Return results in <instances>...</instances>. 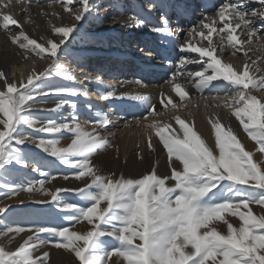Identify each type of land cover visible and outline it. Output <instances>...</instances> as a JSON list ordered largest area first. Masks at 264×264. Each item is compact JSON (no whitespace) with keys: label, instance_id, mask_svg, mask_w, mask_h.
<instances>
[{"label":"snow or ice","instance_id":"6c2138e0","mask_svg":"<svg viewBox=\"0 0 264 264\" xmlns=\"http://www.w3.org/2000/svg\"><path fill=\"white\" fill-rule=\"evenodd\" d=\"M23 2L27 0H16V3ZM53 2L73 21L65 24L64 16L53 11L52 17L62 23L57 26L53 20L46 21L53 38L38 42L22 27L18 35H9L11 42L24 50L25 60L31 58L35 63L38 57L50 59L51 63L44 70L33 67L26 73L21 71L18 79L0 70L3 83L0 90V179L9 171L8 166L27 167L30 163L35 164L34 171L40 178H26L18 183L3 181L0 189L7 200L21 193L50 197V200L31 202L41 205L55 202L52 206L59 209L56 212L59 222L49 226L50 222L19 216L12 204L0 200L3 205L0 206V238L6 237L10 245L22 234L29 233L14 251H9L8 245H0V264H47L49 252L41 250L49 244L74 253L79 264H264V96L259 95L264 91V69L257 63H264V56L256 59L249 56V53L255 55L264 51V0H255L258 8L247 7L253 0H225L214 15H205L186 32L173 29L167 16L161 17V26L150 28L157 34L176 38L180 53L198 54L195 57L182 55L175 64L167 61L176 68L166 81L172 92L181 101L189 95L177 82L178 77H183L201 94L205 90L228 92L229 98H221L216 106L222 105L239 122V127L255 142L254 148L246 149L231 124L219 115L209 117L214 140L208 142L194 130L193 122L174 114L180 106L173 103L171 96L161 93V109L156 111L155 103L146 93H119V97L127 96L148 106L152 119L147 123L137 119L136 124L152 151H155L152 140L156 137L167 154L166 173L158 174L153 166L136 178L104 174L92 162L94 154L110 147V129L114 125L105 113L97 112L98 119L81 124L76 117V102L61 99L50 111L60 113L66 105L70 106L71 122L63 116L58 121L46 122L32 116L37 96L89 95L81 88L52 85L48 78L57 75L68 81L75 80L70 69L59 62L58 49H67L70 34L77 30L76 22L90 15L93 7L90 0ZM74 2L75 8L72 7ZM11 4L12 0H0V28L6 32L10 31V26L21 24L8 11ZM43 15L47 17L49 13ZM125 25L148 26L134 16H129ZM181 32H184L183 42L179 41ZM237 53L243 54L240 57L243 64L222 59L226 55L237 56ZM189 64L197 66V70H188ZM135 83L142 84L139 80ZM108 88L101 94L102 100L117 97L116 88ZM168 105H171L170 110ZM173 121L178 127L173 126ZM25 126L40 133L66 131L71 134L66 146H60L59 139L44 138H39L36 146L74 169L71 176L81 181L82 187L54 190L46 187L57 176L62 175L67 181L69 175L53 174L46 165L22 150V145L36 142L25 134ZM257 154L260 159L254 160ZM66 192L75 193V198L61 195ZM70 199L73 202H68ZM18 203L23 205L24 201ZM252 205L259 207V213L253 212ZM64 222L68 226H64ZM85 222L87 230L75 229ZM220 224L226 227L225 232L220 230ZM41 234H47V238H42ZM103 237H111L116 244L112 245ZM38 252L40 255H36Z\"/></svg>","mask_w":264,"mask_h":264},{"label":"bare ground","instance_id":"6f19581e","mask_svg":"<svg viewBox=\"0 0 264 264\" xmlns=\"http://www.w3.org/2000/svg\"><path fill=\"white\" fill-rule=\"evenodd\" d=\"M49 1L27 0V2L16 3V0H12L8 11L12 12L14 18L20 21L21 24L10 26L9 32L0 28V70L6 71L13 78L18 79L21 71L26 73L33 67L38 70L45 69V59L37 57L35 58V63H33L31 58L25 60L24 50H21L18 44H13L9 39V35H18L22 27L27 35L37 39L38 42L53 38L50 25L46 21L53 20V23L57 26H62V23L61 20L52 17V12L61 13L64 16V20L68 16L66 13H63L62 8L57 3L51 4L52 7H49ZM111 2L99 7H93L99 10L104 8L103 11L109 13L107 18L98 17L92 13L86 15L85 18L84 23H90L91 25L90 31L95 35H99L95 39H92L94 42L98 41V44L89 45L87 48L82 47L73 54L87 61L90 59L89 64H91L93 59L96 63L99 61L105 62L104 67L106 68H104V71L107 73L104 76L98 75L97 71L93 68L86 69L84 82L90 81L87 85L90 87V91L88 92H90L91 96L88 99L83 95L76 96V99L79 98L84 101L82 104L75 101L77 104L76 117L81 124L95 121L98 119L97 112H103L107 115L111 124L114 125L110 129V147L107 150L98 151L92 157V161L95 163H105V166L100 167L103 173L115 168L126 177L135 178L143 170L148 167L152 168L153 166L158 169V174L166 172L167 154L165 151L164 154L162 144L158 142V138L153 137L152 144L155 151H152L148 146L149 142L146 136H144L142 129L136 124L137 119L142 123H147L148 120L152 119L148 115V106L141 101L132 100L127 96L119 97V93H129L132 95L146 93L155 103L156 111L161 109L159 103L161 93L171 96L173 103L180 106L179 110L175 111L174 114L185 118L186 122H193L192 126L194 130H197L202 135V138H206L208 142L214 140L211 126L208 123L209 117L215 118V116L219 115L226 123L231 124L246 149L252 150L255 142L250 140L243 129L239 127V122L234 117H231L229 111L222 105L216 106L220 104L221 98H229L225 94H219L220 91L225 90L212 92L205 90L201 94L196 92L195 88L184 80L183 77H178L177 82L182 84L189 95L181 101L180 97L172 92L166 81H168L170 73L176 71V68L167 61L171 60L175 64L182 55L195 57L198 54L180 53L177 50L176 38L160 35L150 30L151 27L161 26V17L167 16L169 24L173 29L180 28L186 32L192 26L197 25L199 20L205 15H214L225 0H148L146 2L142 0V2L138 1L137 3L132 0H111ZM158 2H160L161 6H157ZM152 5L154 7H151ZM160 7L163 9H160ZM247 7L258 8L259 4L253 0ZM24 8H27L28 12H25ZM44 12L49 13V15L47 17L44 16ZM190 15L196 16L191 17ZM129 16H134L137 20L144 21L148 26H126L125 22ZM26 20H31L32 22L23 23ZM64 20L63 23H65ZM184 32L180 34V42L184 40ZM239 32L240 30H237V34ZM112 36L114 37V41L126 39L129 44L118 45L117 48H113L112 44L106 45L104 41ZM97 38L102 41H99ZM113 44L115 45L116 43ZM28 55L31 56L32 54ZM242 55V53H237V56L226 55L222 59L231 60L234 64H243V60L240 59ZM249 56L256 59L257 56H264V51H258L255 55L249 53ZM115 63L118 67H116ZM257 63L260 68L264 69V63H260L259 61ZM113 68L118 70L114 71V73L107 71H112ZM188 70L195 71L197 70V66L189 64ZM77 73L75 72L73 75L77 76ZM256 75H259V73ZM98 77L99 80L97 79ZM137 80L141 81L142 84H136L135 81ZM0 86L3 88L2 82H0ZM108 86H114L118 95L116 98L102 100L101 94L109 90ZM260 96H264V91L260 92ZM205 97L209 99L205 100ZM212 97H217V99L212 100ZM205 104L208 107H205ZM167 108L170 110L171 105H168ZM82 112H86L90 119L86 121L82 116V118H79L77 115L82 114ZM164 119L167 118L165 117ZM126 124L128 125L127 127L125 126ZM173 126L178 127L174 121ZM88 127L91 130V125ZM105 135L108 134L105 133ZM112 136L115 138L112 139ZM68 143H70V139L60 140V146H66ZM31 145H36V143H31ZM256 157L257 160L260 159L259 154L254 158ZM21 196L26 201L37 197L42 199L43 197L39 195L30 196L28 194H22L20 198Z\"/></svg>","mask_w":264,"mask_h":264},{"label":"rangeland","instance_id":"374dc122","mask_svg":"<svg viewBox=\"0 0 264 264\" xmlns=\"http://www.w3.org/2000/svg\"><path fill=\"white\" fill-rule=\"evenodd\" d=\"M30 1H33V0H30ZM124 1H128V0H124ZM132 1L133 2L135 1L136 3L138 1L142 2V0H132ZM144 1L146 2L148 0H144ZM108 2L112 3L111 0H90V4L92 5V7L94 6L99 7L104 4H108ZM49 3L54 5L56 2H53V0H50ZM76 6L77 5L74 2V5L72 7L75 8ZM95 8H93V11L91 12L92 14L98 17H105V18L108 17L109 13L104 12L103 11L104 8H101L100 10L95 9ZM193 16H196V15H193ZM64 22L72 23L73 21H71L67 17V19H65ZM84 22H85V19H82L81 21L76 22L77 23L76 32H78V34H76V32H74L73 34H70V37L67 40V49L65 51H60L58 49L59 62L65 67L69 68L72 74H74L75 72H78L77 76H75L76 79L74 81H68L62 76L53 75L52 77L48 78L50 84L55 85V86H65V87H77V88L81 87V89H85L88 92L90 91L89 90L90 87H88L87 84H89L90 82L89 81L84 82V78H85L84 73L86 72V69L93 68L94 70L97 71V74L100 76H104V74L107 73L104 71V68H106L104 67L105 66L104 61H99L98 63H96V61H94L93 59L91 61V64H89L90 59L87 61L85 59H81L73 55L74 53L77 52L78 49H81L82 47L87 48V46L89 45L96 44V43L98 44V41L94 42V40L92 39H95L99 35L93 34L90 31L91 30L90 23H84ZM99 41H102V40H99ZM104 42H106V45L112 44L113 48H117L118 45H124V44L128 45L129 44L127 43L126 39L125 40L119 39L118 41H114L113 36L111 38L110 37L107 38V40ZM129 42L131 41L129 40ZM113 43H116V44L114 45ZM45 55L47 56L48 54H45ZM45 60H46L45 68H47V66L51 63V60L50 59H45ZM115 65L116 67H118L116 63ZM116 70L118 69L113 68L112 71H109V70L107 71L114 73V71L116 72ZM2 89L3 88L0 86V90ZM88 93L89 95L86 97L87 99L89 98V96H91L90 92ZM219 94H223V95L225 94L226 97L229 96L228 92L226 91H220ZM61 99L69 100V101L74 100L79 104H82L84 102L82 101V99H79V98L76 99V96H71L67 94H49V95L37 96L36 100L38 101V103L36 104L35 109L32 112L33 118L37 119L38 121L46 122L47 120H57L58 121L60 120L61 116H63V117H67L68 121L71 122L72 120L71 114L73 110L71 109L70 106L66 105L61 110L60 113L50 111L51 109L55 107V102ZM77 116L79 118L83 117L84 119H86V121L90 119L89 115L86 112H82V114H78ZM37 126L39 127V124ZM24 131L26 135L33 137L36 142L29 141L25 145H22L21 148L23 151L30 153L35 158V160L39 161L43 165H46L48 169L52 170L53 174L60 173V174L69 175V179L67 181L63 180L62 175L57 176L55 180L51 181L50 183H47L46 187L52 188L54 190L57 187L64 188V189H76V188H80L83 186L81 181H77L74 178H72L71 174L74 171V169L61 164L56 158L52 157L48 153L43 152L42 149L37 148L36 145H31V143H37L39 138L59 139L62 141L65 139L67 140L69 139L71 135L70 133H67L66 131L62 133H56V134L40 133V132L35 131L34 129L27 128L26 126L24 128ZM164 151L166 152L165 149L163 150V152ZM254 160H257V157L254 158ZM104 162L112 163L110 161H104ZM93 163L98 167L105 166V163H99V162L98 163L93 162ZM8 167H9V171L5 174V176L2 179H0V182L7 181L8 183H18L26 178L27 179H37V180L40 178L39 173L34 171L35 164L30 163L27 167H23V166H8ZM149 168L150 167L143 170L136 177H139L147 173L148 171H150L151 168L150 169ZM110 173H116L117 175L122 174L121 171H117L115 168L110 169L104 174H110ZM160 174H164V173L161 172ZM84 182L86 183L87 181H84ZM22 194L24 195L27 193H21L20 195ZM20 195L11 200H7V199H4L3 197V189H0V200H2L3 203L5 204H12L17 215L26 217L31 220H35L36 222H50L49 226H53L54 223L59 222L56 220V212H58L59 209L52 206L55 204V202H52V205H47V204L41 205V204H36V203L31 202L33 200L40 199L39 197L34 198L30 201H26L23 199V196H21L20 198ZM61 195L64 196L65 198H69V197L75 198L76 194L73 192H66V193H62ZM39 196L42 197L41 195ZM43 197L42 199L50 200V197H47V196H43ZM19 200H23L24 204L20 205L18 203ZM68 202H73V201L70 199ZM0 206H3V205L0 204ZM252 210L254 213H259L260 211L259 207L256 205H252ZM233 222L235 223L234 219H233ZM64 226H68L67 222H64ZM87 227L88 226L86 225V222H85L84 224L76 225L75 229L76 230H87ZM219 228L222 232L226 231V227L223 224H220ZM70 230L72 229L70 228ZM27 235H29V233L27 232L22 234L18 239H16L10 245L6 237L0 238V245H8V250L14 251L17 248V246L26 238ZM41 236L42 238H47V234H41ZM102 239L106 241H110L112 245L116 244V242L111 237H103ZM42 251L49 252V259L47 261V264H79V261L75 258L74 253H70L64 249H57L51 244L45 246L41 250V252ZM36 255H40V252L36 253ZM113 259H116V257H113Z\"/></svg>","mask_w":264,"mask_h":264}]
</instances>
